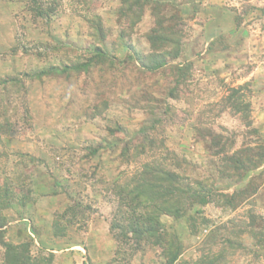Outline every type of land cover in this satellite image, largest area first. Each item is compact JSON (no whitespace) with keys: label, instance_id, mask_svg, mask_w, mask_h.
<instances>
[{"label":"rangeland","instance_id":"1","mask_svg":"<svg viewBox=\"0 0 264 264\" xmlns=\"http://www.w3.org/2000/svg\"><path fill=\"white\" fill-rule=\"evenodd\" d=\"M0 264H264V0H0Z\"/></svg>","mask_w":264,"mask_h":264},{"label":"trees","instance_id":"2","mask_svg":"<svg viewBox=\"0 0 264 264\" xmlns=\"http://www.w3.org/2000/svg\"><path fill=\"white\" fill-rule=\"evenodd\" d=\"M163 66V64H160V65H157L155 68H159V67H162ZM198 195H200L198 192H193L192 191V198H195L196 196H198ZM192 204V203H191ZM177 210H178V212H179V210H180V203H178V205H177Z\"/></svg>","mask_w":264,"mask_h":264}]
</instances>
